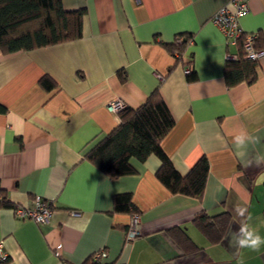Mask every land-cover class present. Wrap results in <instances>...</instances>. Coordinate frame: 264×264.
Masks as SVG:
<instances>
[{"label": "crops", "instance_id": "crops-1", "mask_svg": "<svg viewBox=\"0 0 264 264\" xmlns=\"http://www.w3.org/2000/svg\"><path fill=\"white\" fill-rule=\"evenodd\" d=\"M228 1L182 0L178 9L174 0H63L65 10H85L80 39L0 51L3 264H264V244L237 250L227 239L242 223L237 204L264 237V164L244 166L264 155V55L253 84L227 86L226 56L239 57L241 42L227 43L211 20ZM239 24L264 41V0H250ZM189 36L178 59L168 47ZM45 77L51 89L41 83ZM156 90L175 119L162 148L176 170L185 176L203 156L209 160L201 199L169 193L156 177L155 155L133 159L135 173L117 179L86 158L121 123L111 101L137 109ZM242 128L258 142L234 145ZM120 194L132 195L136 213L115 211ZM37 197L53 209L47 224L15 213L18 205L34 207ZM223 213L231 223L215 243L194 219ZM134 214L139 235L127 242ZM102 251L107 256L95 262Z\"/></svg>", "mask_w": 264, "mask_h": 264}, {"label": "trees", "instance_id": "trees-1", "mask_svg": "<svg viewBox=\"0 0 264 264\" xmlns=\"http://www.w3.org/2000/svg\"><path fill=\"white\" fill-rule=\"evenodd\" d=\"M63 0H0V51L4 55L29 52L48 46L78 40L83 36L84 9L65 10ZM181 36H178V38ZM177 38V39H178ZM188 37L168 48L178 59L192 41ZM236 61H228L225 80L228 87L240 83L253 84L258 79V60L246 58L243 50ZM256 50H263L264 41L256 36ZM189 81L195 80L193 72ZM41 83L48 89L53 82L45 77ZM121 123L86 155L101 172L112 179L135 173L132 160L144 162L150 156L159 158L161 165L156 172L159 182L172 195L181 194L201 199L210 171L209 160L203 156L190 172L183 176L173 166L162 148V142L175 126V119L159 90L147 101L132 109L119 112ZM115 211L136 213L131 194L115 197ZM199 229L212 242H221L231 223L228 213L217 216L199 215L194 219ZM128 231V229H127Z\"/></svg>", "mask_w": 264, "mask_h": 264}, {"label": "built area", "instance_id": "built-area-1", "mask_svg": "<svg viewBox=\"0 0 264 264\" xmlns=\"http://www.w3.org/2000/svg\"><path fill=\"white\" fill-rule=\"evenodd\" d=\"M250 12V0H229L228 4L223 6L216 14L212 17V22L215 24L226 37L227 43L236 45L243 37V50L246 58L259 60L264 55V51L256 50L254 47V41L256 38L255 34H245L240 27L239 19ZM182 40H179L181 42ZM192 43V41L190 42ZM238 56L236 54H227V61H236ZM191 70L187 69V73ZM126 108L125 102L122 100H113L109 103L108 109L111 112L119 113ZM3 202V198H0V204ZM15 213L19 218L31 219L38 224H47L52 220L53 209L51 204L41 197H37L35 200L34 207L16 206ZM74 215L78 213L73 212ZM140 222V215L134 214L132 216L131 224L127 231V242L135 240L139 231L137 225ZM106 252L102 251L93 256L95 262L103 257H106ZM9 259V255L5 249L4 243H0V264L5 263Z\"/></svg>", "mask_w": 264, "mask_h": 264}, {"label": "clouds", "instance_id": "clouds-1", "mask_svg": "<svg viewBox=\"0 0 264 264\" xmlns=\"http://www.w3.org/2000/svg\"><path fill=\"white\" fill-rule=\"evenodd\" d=\"M178 9L183 8L182 0H174ZM253 137L246 129H240L233 135V143L238 148H246L248 144L254 143ZM264 164V155L257 154L245 163V167H259ZM230 185V181L226 183V187ZM234 213L241 218L242 223L239 224L235 231L227 237L228 243L235 249H250L252 251H259L262 244H264V237H261L259 232L251 226L249 220L251 219L248 213V208L242 204H237L233 209Z\"/></svg>", "mask_w": 264, "mask_h": 264}]
</instances>
